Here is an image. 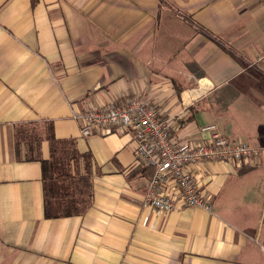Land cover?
<instances>
[{"label":"crops","instance_id":"1","mask_svg":"<svg viewBox=\"0 0 264 264\" xmlns=\"http://www.w3.org/2000/svg\"><path fill=\"white\" fill-rule=\"evenodd\" d=\"M145 99L174 136L216 124L264 148V0H0V264H264V156L195 168L212 211L144 205L130 131L84 138L77 112ZM29 126L17 148V129ZM68 142L80 216H45L43 168Z\"/></svg>","mask_w":264,"mask_h":264},{"label":"built area","instance_id":"2","mask_svg":"<svg viewBox=\"0 0 264 264\" xmlns=\"http://www.w3.org/2000/svg\"><path fill=\"white\" fill-rule=\"evenodd\" d=\"M84 138L130 131L137 158L155 169L144 205L168 213L184 207L212 211L211 196L201 190L195 168L204 163L256 164L264 148L225 136L216 124L200 128L199 138L174 136L182 117L162 119L143 98L130 96L75 114Z\"/></svg>","mask_w":264,"mask_h":264},{"label":"trees","instance_id":"3","mask_svg":"<svg viewBox=\"0 0 264 264\" xmlns=\"http://www.w3.org/2000/svg\"><path fill=\"white\" fill-rule=\"evenodd\" d=\"M29 126L17 129V148L29 134ZM53 143L52 157L45 161L34 153L31 147L27 151V161H40L43 168V183L45 193V216L48 219L80 216L87 212L92 202V185L88 173L72 172L71 165L81 156L72 151L68 142ZM154 176L155 169L146 168Z\"/></svg>","mask_w":264,"mask_h":264}]
</instances>
